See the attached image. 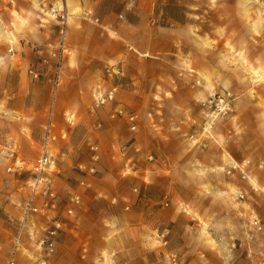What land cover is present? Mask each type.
Here are the masks:
<instances>
[{
	"label": "rangeland",
	"instance_id": "rangeland-1",
	"mask_svg": "<svg viewBox=\"0 0 264 264\" xmlns=\"http://www.w3.org/2000/svg\"><path fill=\"white\" fill-rule=\"evenodd\" d=\"M33 3L35 14L26 0H0V264H264V0H147L149 40L175 28L179 56L161 71L173 78L167 83L180 107L191 91V168L210 141L222 153L216 186L204 177L196 186L191 175L198 191L186 206L173 203L166 188L146 189L152 181L141 178V160L120 167V188L101 177L110 139L85 136L102 132L106 121L137 131L138 116L123 101V65L106 64L100 79L78 71L67 47L71 15L61 4ZM157 46L164 55L171 50ZM142 82L132 81L135 90ZM109 93L113 100L95 107ZM224 93L231 113L210 118L208 102ZM240 120L258 129L240 135ZM43 155L49 164L39 175ZM232 156L241 164H226ZM233 172L254 188L223 189ZM32 197L36 212L28 211ZM176 212L185 220H162ZM93 221L100 237L81 238L91 235Z\"/></svg>",
	"mask_w": 264,
	"mask_h": 264
},
{
	"label": "crops",
	"instance_id": "crops-1",
	"mask_svg": "<svg viewBox=\"0 0 264 264\" xmlns=\"http://www.w3.org/2000/svg\"><path fill=\"white\" fill-rule=\"evenodd\" d=\"M33 1L26 0L27 11L31 14H35ZM43 1L55 6L61 4L71 15L67 24V47L73 53L69 59L79 64L78 71H87L100 79L106 64L123 65L126 75L123 101L126 108L138 116L137 131L132 134L124 124L106 121L102 132H93L91 136L89 134L85 136V140L91 143L96 138L101 139L102 136H106L113 146L108 147L107 158L100 154L98 166L102 173L101 177L107 176V181L116 183L120 188L122 186V179L118 176L120 167L124 165L133 168L132 162L141 160L147 171L141 173V178L146 174L152 181L146 189L170 190L172 201L177 206L180 203L185 206L191 204L189 193L192 190L198 191V188L191 187V175L197 179L196 186H199V181L203 180L201 177H204L203 183L210 182L212 187L216 186L217 178L214 177L220 176L217 164L223 163L222 153L210 141L208 150L196 159L199 167L191 168V91H188L185 106L180 107L175 103L174 87L171 82L167 83L173 78L161 71L164 63L174 65L177 61L174 56H179L178 50L173 47L176 37L175 28L171 26L170 29H166V35H157L155 39L149 40L148 32L152 25L150 27L148 24L147 0ZM132 1H135L136 5L133 9L130 7ZM18 9L25 10L22 7ZM92 18L97 22H92ZM153 44L156 46L165 44L164 48L170 45L171 50L164 55L163 50L157 48L158 46L154 48ZM150 53L151 59L146 58L145 56ZM135 80L144 81L138 90L132 85V81ZM164 81L168 87L163 86ZM241 94H245V90ZM249 105L252 111H255L254 103L249 102ZM238 123L241 129L240 135H249L250 128L258 129L254 121H247L245 124L240 120ZM86 141L83 143L88 144ZM84 150L88 148L84 147ZM74 156L73 162L79 164L80 159H77V154ZM234 157L232 156V162L227 161L226 164H241L240 160ZM221 182L225 190L232 188L245 190L249 186L254 188L253 184L244 177H239L238 172H233L228 177L225 175ZM98 185L103 186L102 183ZM143 214L144 218L149 216L148 211ZM162 220L180 223L185 220V216L177 212L166 213ZM96 227H98L97 223L93 221L90 228L91 235H81V238H99ZM81 255L83 256V253ZM16 258L20 261L21 253L16 254Z\"/></svg>",
	"mask_w": 264,
	"mask_h": 264
},
{
	"label": "built area",
	"instance_id": "built-area-1",
	"mask_svg": "<svg viewBox=\"0 0 264 264\" xmlns=\"http://www.w3.org/2000/svg\"><path fill=\"white\" fill-rule=\"evenodd\" d=\"M112 100H113V95L111 93H109L107 95H104V96H99L96 99L95 107L102 106L106 102L112 101ZM208 110H210V112H209L210 113V118L225 117L226 115H229L231 113V99H230V96L228 94H225V93L212 96L210 101L208 102ZM117 113H118V115L122 114V111L119 110ZM126 119H127L128 123H129V127H130L131 131H135L136 124H135L134 115H132V114L126 115ZM48 164H49L48 158L45 155H43L37 161L35 170L40 175L41 173H43L45 167ZM34 183L35 184L33 185V191H35V189L37 188L39 181L36 180ZM48 196H49V198H52L53 194L49 193ZM32 200H33V197L29 201L28 211L36 212V209L31 207L32 206ZM51 234H53V233H51ZM17 242H18V238L16 240V243ZM42 244H44V241H41V245ZM51 246H52L51 244H48L49 248H51ZM6 264H14L13 258H11L9 261H7Z\"/></svg>",
	"mask_w": 264,
	"mask_h": 264
}]
</instances>
